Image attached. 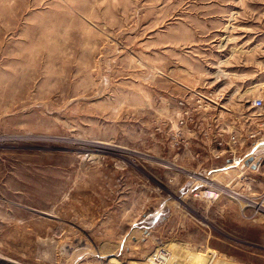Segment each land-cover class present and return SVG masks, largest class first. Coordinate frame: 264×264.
<instances>
[{
    "label": "rangeland",
    "instance_id": "1",
    "mask_svg": "<svg viewBox=\"0 0 264 264\" xmlns=\"http://www.w3.org/2000/svg\"><path fill=\"white\" fill-rule=\"evenodd\" d=\"M263 123L264 0H0V264H264Z\"/></svg>",
    "mask_w": 264,
    "mask_h": 264
},
{
    "label": "built area",
    "instance_id": "2",
    "mask_svg": "<svg viewBox=\"0 0 264 264\" xmlns=\"http://www.w3.org/2000/svg\"><path fill=\"white\" fill-rule=\"evenodd\" d=\"M186 113V112H185ZM180 119V123H182ZM264 135V123L255 129L245 134L244 139L241 140L235 133H228L225 130L217 132V135L213 138L211 145V157L213 160L218 161L213 166L216 171L219 169H231V168H241L248 166L250 167L249 159L250 152L252 149L253 140H258ZM174 143H178L176 140ZM248 163V164H246ZM229 165V166H226ZM206 171L209 173L210 170L202 169L201 171ZM195 173L197 178L196 182H199L198 185L194 183H189L187 191L192 192L195 196L201 197L208 202H213L219 198L221 194V186H218L216 182L212 180H207L203 174ZM205 174V173H204ZM206 175V174H205ZM205 180H204V179ZM140 264H193L188 261L186 252L183 248L175 249H158L153 252L149 257H147Z\"/></svg>",
    "mask_w": 264,
    "mask_h": 264
},
{
    "label": "bare ground",
    "instance_id": "3",
    "mask_svg": "<svg viewBox=\"0 0 264 264\" xmlns=\"http://www.w3.org/2000/svg\"><path fill=\"white\" fill-rule=\"evenodd\" d=\"M146 155V154H145ZM250 157H248L249 159H252L251 161H250V164L252 165L253 164V162H255L254 160H253V158H252V155H249ZM161 159V158H160ZM246 164H248V163H246ZM167 165V164H166ZM250 165V166H251ZM172 166V165H171ZM226 166H229V165H226ZM179 167V166H178ZM177 168V167H176ZM228 170L229 169H222V170H218V171H216V172H228ZM212 173V172H211ZM220 174V173H219ZM240 174V173H239ZM228 177V176H227ZM218 178V177H217ZM221 178H222V176H221ZM213 179H216V176H214L213 177V175H212V178L210 177V178H208L207 180H213ZM231 179H233V178H231ZM197 180V179H196ZM231 181V180H230ZM228 183H229V181H228ZM218 186H220V185H218ZM221 188V191L222 192H226L227 194H230V196H232V197H234V198H236L237 200H240L239 198H241L242 200H240L241 201V203H243V205L245 206H249V205H252V203H254V202H252L250 199H248V198H246V197H243V195L241 196V195H239V193L238 192H236V190H231L230 188L229 189H226V188H224V187H220ZM246 190V189H245ZM222 194V193H221ZM254 205V204H253ZM261 206V205H260ZM164 249H166V248H164ZM210 262V261H209ZM209 264V263H208Z\"/></svg>",
    "mask_w": 264,
    "mask_h": 264
},
{
    "label": "crops",
    "instance_id": "4",
    "mask_svg": "<svg viewBox=\"0 0 264 264\" xmlns=\"http://www.w3.org/2000/svg\"><path fill=\"white\" fill-rule=\"evenodd\" d=\"M210 164V163H209Z\"/></svg>",
    "mask_w": 264,
    "mask_h": 264
}]
</instances>
